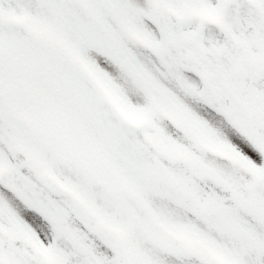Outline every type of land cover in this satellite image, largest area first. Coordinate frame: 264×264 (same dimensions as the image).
I'll return each mask as SVG.
<instances>
[{
  "label": "snow or ice",
  "instance_id": "1",
  "mask_svg": "<svg viewBox=\"0 0 264 264\" xmlns=\"http://www.w3.org/2000/svg\"><path fill=\"white\" fill-rule=\"evenodd\" d=\"M0 264H264V0H0Z\"/></svg>",
  "mask_w": 264,
  "mask_h": 264
}]
</instances>
